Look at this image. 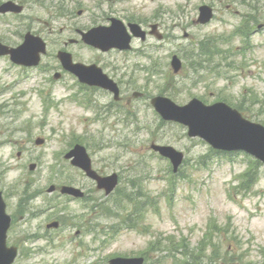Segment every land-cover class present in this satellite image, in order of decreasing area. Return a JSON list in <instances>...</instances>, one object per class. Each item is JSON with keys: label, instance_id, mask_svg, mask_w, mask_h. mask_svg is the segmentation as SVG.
<instances>
[{"label": "rangeland", "instance_id": "374dc122", "mask_svg": "<svg viewBox=\"0 0 264 264\" xmlns=\"http://www.w3.org/2000/svg\"><path fill=\"white\" fill-rule=\"evenodd\" d=\"M25 1L28 12L33 8L30 25L42 29L41 35L49 44L46 59L55 67V55L62 48L76 61L90 63L101 56L84 45L67 47L63 41L75 36L73 29L107 24L112 16L125 21L133 18L146 27L159 22L166 40L159 42L152 37L148 41L155 46L152 57L135 58L138 54L131 52L103 57L111 69L121 65L122 58L129 60L130 66L121 65L116 74L125 76V96L131 100L128 108L135 115L114 111L96 122L89 121L96 113L76 103L70 95L75 89L64 82L53 80L46 85L47 107L38 91L42 85L36 86V80L18 86L13 83L9 89L13 79L3 70L8 62L0 59V92L4 95H0V104H11V98L27 127L18 134L10 131L14 123L7 126L11 119L0 118V191L8 198L9 213L17 214L13 215L16 222L9 237L22 249L16 263L107 264L116 256L146 255L147 264H264V167H260L257 178L261 180L251 192L237 194L232 185L248 170L250 157L240 152L232 154L233 161L224 159L222 154L211 152L207 142L190 138L183 125L163 121L150 104L158 95L179 105L194 97L209 104L225 101L244 108L241 111L246 116L264 124V30L245 43L237 32L234 35L235 26L251 16L250 26L255 30L264 25V0ZM59 3L75 13L73 19H43L48 15L42 4L50 9ZM202 5L215 9L213 21L206 25L194 22ZM0 25H4L1 20ZM1 26L0 34H6L11 42L18 40ZM209 37L226 44H219L223 51L213 60L201 61L199 48ZM175 53L184 63L179 74L171 67ZM134 91L144 95L136 99ZM97 96L108 100L106 94ZM126 118L136 122L126 125ZM24 137L33 147L38 137L46 142L18 157ZM153 142L185 153L183 176L173 173L169 160L151 150ZM76 143L87 147L94 165L104 174H121L116 193L106 197L65 161L63 154ZM33 161L39 166L32 172L29 164ZM59 175L61 180L85 183L90 188L92 199L84 204L92 209H83L81 202L66 203L59 219L63 225L48 230L46 224L53 218L47 213L41 191ZM28 187L31 193L27 199L24 193ZM17 209L28 210L26 217ZM132 224L136 227H127ZM182 252L192 255L187 258Z\"/></svg>", "mask_w": 264, "mask_h": 264}, {"label": "water", "instance_id": "95a60500", "mask_svg": "<svg viewBox=\"0 0 264 264\" xmlns=\"http://www.w3.org/2000/svg\"><path fill=\"white\" fill-rule=\"evenodd\" d=\"M208 8H202L201 21L205 22ZM110 35L103 39L94 38L95 44L103 49L110 47L108 41ZM99 40H102L98 42ZM125 43V42H124ZM112 45V44H110ZM175 70L180 68V61L175 57L173 61ZM166 119H173L187 124L191 136H200L209 141L214 147L225 150L244 149L264 160V129L256 124L243 119L237 111L231 110L225 104L206 106L197 99L190 104L179 107L168 99L158 100L155 104ZM162 154L171 157L175 166L178 167L182 160V154L172 147L153 146ZM77 163V162H75ZM84 165H89L86 161ZM100 186L107 187L106 180L100 182ZM4 204L0 199V264H11L15 257V250L8 249L5 244L6 231L9 218L5 215ZM124 260H115L113 264H119ZM137 260H127L125 264H136Z\"/></svg>", "mask_w": 264, "mask_h": 264}, {"label": "flooded vegetation", "instance_id": "af4514ba", "mask_svg": "<svg viewBox=\"0 0 264 264\" xmlns=\"http://www.w3.org/2000/svg\"><path fill=\"white\" fill-rule=\"evenodd\" d=\"M19 3L23 7V11L21 13H19V14H14V13L0 14V20L2 22H5L9 19L10 20L11 19L12 20H19V21L14 22L15 26L13 27V31H4L3 30L4 32L12 33V37H14V38L19 37L17 41L11 42L7 39L6 34H0V43H4L6 45L9 44L11 46L13 45V47H16V46H19L20 44H22L28 34H32L34 36L43 38L41 35L42 29L36 30V28H34L30 25L34 19V17L32 16V13H31L33 8H30L31 9L30 12H28V10H27V12H25V10L28 9V5H26V1H19ZM1 4H2V2H0V5ZM42 8L45 11V15L46 14L48 15L47 18H43V19H50L53 22H58L64 16V14L62 13V10H64V9L61 7L60 3L58 5H56L55 7H51L50 9H48L47 6H45V5H43ZM65 14H66L65 15L66 19H68V20L73 19V16L69 11H66ZM28 21H29V23H28ZM45 23H47V22H45ZM79 31H80L79 28L73 29V34L77 33L79 35L80 34ZM69 40H74V42L76 44L80 43L79 41H77V39L71 38ZM63 43L67 46V42L63 41ZM140 45H141V50L146 49L148 51H151L155 48L152 44L148 45V41H143V42H141ZM115 53H117V52H115ZM100 54H101V56L96 58L95 63L98 64L99 66L103 67L105 72L117 83L118 88H119V95L118 96L114 95V93H112L111 91H109L107 89H103V88L98 87V86H89L86 84H80L76 78H74L75 85L83 89V91L81 93L82 98L87 100L90 104H105L103 106L104 111H105L104 114L109 112V110H107V109L111 106H114V107L122 106V109L124 110L123 105L131 103L127 99V97L125 96V89H124V83H125L124 78H125V76L123 74L121 76L116 74V72L119 68L118 69H111L109 67L108 62L105 60L106 58H103V57L110 56L111 54H104V53H100ZM47 56H48V53H45V55L42 57V63H41V66H39L40 68L42 67V68L48 69V63H47L48 61L46 59ZM121 56H126V54L122 53ZM4 57H7V56H4ZM122 59H123V61L125 60V58H122ZM56 67L60 68V64L58 62H57ZM25 68H28V67H25ZM55 69H56L55 67H52L51 71L55 70ZM67 75L68 74L63 73L62 71H57V76L60 78H65V77H67ZM126 83H127V81H126ZM72 85L74 86V84H72ZM97 94L98 95L99 94L108 95V96H106V98L108 100L103 101L102 98H104V97L97 96ZM118 113H122V111L120 110V112H118ZM52 197L53 198H62L63 196L57 191V192L52 194Z\"/></svg>", "mask_w": 264, "mask_h": 264}, {"label": "bare ground", "instance_id": "6f19581e", "mask_svg": "<svg viewBox=\"0 0 264 264\" xmlns=\"http://www.w3.org/2000/svg\"><path fill=\"white\" fill-rule=\"evenodd\" d=\"M76 185L80 186V187H83V186H86L85 183H75ZM88 184V183H87Z\"/></svg>", "mask_w": 264, "mask_h": 264}, {"label": "trees", "instance_id": "16d2710c", "mask_svg": "<svg viewBox=\"0 0 264 264\" xmlns=\"http://www.w3.org/2000/svg\"><path fill=\"white\" fill-rule=\"evenodd\" d=\"M204 45H205V44H203V47H204ZM213 47H214V46H213ZM204 48H205V47H204ZM205 51L208 52L209 49H206ZM208 54H209V53H206V55H208Z\"/></svg>", "mask_w": 264, "mask_h": 264}]
</instances>
